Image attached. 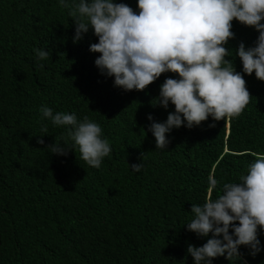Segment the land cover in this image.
Masks as SVG:
<instances>
[{"label": "trees", "instance_id": "1", "mask_svg": "<svg viewBox=\"0 0 264 264\" xmlns=\"http://www.w3.org/2000/svg\"><path fill=\"white\" fill-rule=\"evenodd\" d=\"M117 2L138 11L137 0ZM232 25L226 59L242 72L234 50L241 41L251 46L258 32ZM74 31L58 0H0V264H194L187 245L207 238L184 225L192 204L215 199L264 154V81L243 74L251 97L238 117L174 128L157 150L147 115L164 121L174 111L151 101L178 74L162 73L144 90L116 87L94 63L100 53L89 50L98 37L90 29L74 43ZM38 49L49 56L37 62ZM42 105L101 125L111 152L99 168L79 159L78 148L51 153L55 140L73 142L69 126L41 119ZM142 157L145 167L133 172ZM213 170L218 184L210 192ZM259 239L264 245V231ZM240 250L239 264H264V252L253 258ZM214 264L238 261L220 256Z\"/></svg>", "mask_w": 264, "mask_h": 264}, {"label": "clouds", "instance_id": "2", "mask_svg": "<svg viewBox=\"0 0 264 264\" xmlns=\"http://www.w3.org/2000/svg\"><path fill=\"white\" fill-rule=\"evenodd\" d=\"M58 3L69 10L75 24L74 43L90 29L98 37L89 50L100 53L94 63L102 75L114 78V86L139 91L162 73L178 74L166 77L151 101L166 110L174 105V111H169L164 121L147 115L148 131L155 137L157 150L167 148V134L174 128L192 129L209 117L213 121L238 117L251 97L243 74L255 72L264 81V0H137L138 11L117 0ZM234 19L258 32L251 46L241 41L234 50L242 72L236 71L233 60L226 59L233 52L225 45L235 38ZM49 54L50 50H36L37 62ZM40 113L42 120L54 126H69L73 143L55 140L47 146L52 154L67 156L78 148L79 159L95 168L109 156L111 145L99 123L47 105L40 107ZM41 131L47 132L46 124ZM39 136L37 143L43 145L44 135ZM130 167L140 172L145 167L143 157ZM217 184L213 170L208 176L209 191ZM190 212L192 218L184 224L187 230L207 238L202 246L187 245L194 264H214V258L220 256L239 264L243 259L241 246L253 258L264 252L259 239L264 231V154H256L237 182L224 183L215 199L193 203Z\"/></svg>", "mask_w": 264, "mask_h": 264}]
</instances>
